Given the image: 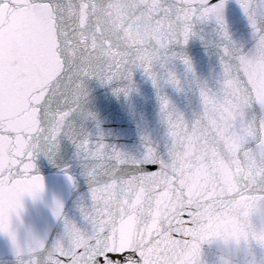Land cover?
<instances>
[{
	"label": "water",
	"instance_id": "water-1",
	"mask_svg": "<svg viewBox=\"0 0 264 264\" xmlns=\"http://www.w3.org/2000/svg\"><path fill=\"white\" fill-rule=\"evenodd\" d=\"M118 2L120 9L109 18V27L116 35L113 40L104 41L110 54L101 53L100 58L110 62L115 55L121 61L123 74L119 86L131 87L127 96L115 94L116 83L101 86L94 78L84 83L60 80L66 62L54 19L6 17L0 13V25H4L0 37H8L7 67L12 74L3 104L9 129L34 136L43 128L46 134L69 101L79 96L80 109L71 115L75 132L83 126L95 137V121H84L80 111L91 113L100 122L106 144L136 158L151 146L170 160L173 174L167 179L156 177L151 184L162 213L175 211L182 203L195 206L199 201L205 205L197 217L194 233L184 240L187 264H264V243L259 240L264 233V186L252 180L254 168L264 161V63L258 59L264 53L258 50L256 57L233 66L230 56L222 51L227 42L215 26L200 25L196 31L203 35V41L199 36L193 37L187 46L177 45L173 49L191 59L195 68L192 75L179 60L163 63V32L154 20L145 17L141 0ZM162 2L168 6L178 0ZM179 2L182 7V0ZM227 17L232 40L237 44L249 42L247 22L234 0L228 4ZM113 42L117 47H113ZM80 44L83 46L85 41L80 40ZM88 49L94 51V43H89ZM73 55L70 50L69 60ZM75 57V62L80 63L78 52ZM145 68L158 74L161 95L170 101L163 113ZM129 70L133 74L131 81L124 79ZM169 72L179 79L181 90L166 83ZM240 76L247 81V87ZM52 89L59 94L51 95ZM37 95L42 103L33 116L29 102ZM49 99L52 103L45 118L44 106ZM20 113L24 115L17 120ZM70 123L63 122V131H72ZM141 136L147 142H142ZM59 139V152L51 159L41 154L35 160L33 174L42 176L45 182L42 198L33 202L25 197L17 217L12 213L17 190L0 186V220L10 216L25 250L35 240L48 242L39 264H55V248H103L116 254L133 249L143 231L142 222L125 213L118 187L109 191L103 185H95L102 190L97 199H92L87 179L74 159L75 148L63 135ZM9 147L0 141V166L7 163ZM64 169L77 180L76 189L69 185ZM120 169L121 173L133 171L128 164ZM141 196L143 199V192ZM53 198L65 205L60 222L52 216ZM0 264H15L10 245L3 237ZM105 264L112 262L105 259Z\"/></svg>",
	"mask_w": 264,
	"mask_h": 264
},
{
	"label": "snow or ice",
	"instance_id": "snow-or-ice-1",
	"mask_svg": "<svg viewBox=\"0 0 264 264\" xmlns=\"http://www.w3.org/2000/svg\"><path fill=\"white\" fill-rule=\"evenodd\" d=\"M229 2L230 0H182L181 7L179 0L176 4L168 6H165L162 0H141L145 17L149 21L154 20L158 30L163 32L165 42L160 45L163 50V63L166 65L179 60L188 73L195 75L191 59L173 49L177 45L187 46L193 37L199 36L203 41V35L196 29L200 25L208 24L214 25L221 38L227 42L222 51L230 56L233 66L256 57L258 50L264 53V0H234L247 22L250 33V41L240 44L232 40L227 17ZM120 7L118 0H0V13H5L6 17L36 16L56 21L57 38L62 45V58L66 62L65 72L60 80L84 83L89 78H94L101 86L116 83L118 86L115 88V94L119 96L124 93L127 96L131 87L127 84L124 87L119 86V77L123 74L121 61L115 55L110 62L100 58L101 53L110 54V50L104 47V41L113 40L116 35L109 27V18ZM3 27L4 25H0V31ZM7 39L6 35L0 37V141L6 142L10 147L6 153L7 163L0 166V186H11L17 190L12 213L19 217L25 197L31 198L33 202L42 198L45 182L42 176L33 174L36 169L35 160L41 154L51 159L59 152V137L63 135L75 148L74 159L82 170L81 174L87 179L92 199H97L99 191L102 190L95 185H103L109 191L118 187L125 213L128 216L135 215L142 222L143 231L139 233L136 246L122 254L105 252L103 248L92 251L83 248H55V264H105V259L112 264L117 261L119 264H187L188 249L184 240L186 236L194 233L197 217L205 205L199 201L195 202V206L182 203L175 211L161 212L157 198L151 191V184L155 182L156 177L167 179L173 174L170 160L164 159L151 146L146 147L145 153L136 158L106 144L100 122L91 113L84 114L80 111L84 121L89 118L95 121V137L83 126L80 132H75V121L71 120V115L80 109L79 96L69 101L67 108L59 113L57 123L48 128L46 134L43 128L34 136L9 129L8 121L3 115L4 93L12 75L7 67ZM80 40L85 41L83 46ZM89 43H94V51L88 49ZM228 45H231V48ZM113 47H117L115 42ZM70 50L74 54L72 60L68 57ZM77 52L80 63L75 62ZM258 59L264 63V54ZM221 62L223 63V57ZM144 72L157 90V99L163 113L168 109L170 101L161 95L158 74L150 72L148 68H145ZM132 78V71L129 70L124 79L131 81ZM239 79L247 87V81L242 76ZM166 83L173 85L178 91L181 90L180 81L172 72L168 73ZM59 84L60 81H57V88ZM248 92L251 94V88H248ZM57 94V90L52 89L51 95ZM41 103L39 95L29 102L33 116L40 111L38 105ZM51 103L49 99L44 106L45 118L49 114ZM23 115L24 113H20L16 119L19 120ZM65 120L71 121V132L63 131ZM141 140L147 142L144 136H141ZM123 164L131 166L133 171L121 173L120 166ZM63 171L69 185L76 189L77 180L67 174L68 169ZM252 180L264 186V161L254 168ZM64 207L63 201L53 198L51 212L57 222L64 217ZM85 219L88 217L85 216ZM64 222L67 226V221ZM0 237L9 243L15 264H39L41 254L49 247L47 241L35 240L34 244L25 250L13 230L10 216L0 220ZM259 240L264 243V233L259 235ZM52 243L55 245V237L52 238ZM26 256L27 259H24Z\"/></svg>",
	"mask_w": 264,
	"mask_h": 264
}]
</instances>
